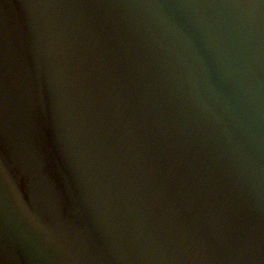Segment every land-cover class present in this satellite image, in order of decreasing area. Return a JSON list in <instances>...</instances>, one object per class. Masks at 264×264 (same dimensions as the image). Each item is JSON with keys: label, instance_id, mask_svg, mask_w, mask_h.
I'll return each instance as SVG.
<instances>
[{"label": "water", "instance_id": "1", "mask_svg": "<svg viewBox=\"0 0 264 264\" xmlns=\"http://www.w3.org/2000/svg\"><path fill=\"white\" fill-rule=\"evenodd\" d=\"M0 264H264V0H0Z\"/></svg>", "mask_w": 264, "mask_h": 264}]
</instances>
